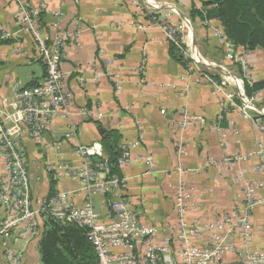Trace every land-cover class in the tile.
I'll use <instances>...</instances> for the list:
<instances>
[{
    "label": "crops",
    "instance_id": "1",
    "mask_svg": "<svg viewBox=\"0 0 264 264\" xmlns=\"http://www.w3.org/2000/svg\"><path fill=\"white\" fill-rule=\"evenodd\" d=\"M28 1L43 9L47 30L53 21L50 12L59 9L66 13L69 31L79 25L62 63L67 86L75 96L71 114L63 117L65 111H61L54 117L41 145L22 133L21 125L15 134L26 150L33 196L67 192L82 206L88 192L80 181L59 176L52 169L60 164L81 165L78 147L101 141L104 132L115 130L122 135L121 157L127 153L119 163L121 176L109 175L103 158L93 157L97 177L105 183L92 199L103 222L117 221L114 208H124L139 231L154 229V244L172 255L179 191L188 195L184 219L190 226H209L227 213L239 215L251 197L256 203L245 223L239 224L241 229L224 240L218 250L219 264H244L247 251L264 256V89L251 96L259 111H244L240 99L231 103L208 79L220 82L229 73L241 76L242 69L228 58L230 48L214 37L210 26L199 18L191 19L190 10L200 8V1ZM152 15L169 17L181 27L183 19L190 21V29L193 23L188 38L201 59L212 63L214 69L196 64L167 40L151 23ZM19 17L13 0H0V27L17 33L0 46L2 110L17 108L16 91L42 84L46 77L45 66L35 58L36 45L30 34L18 32ZM236 51L249 60L252 79L263 80L264 50L237 46ZM231 90L230 85L225 89ZM85 107L102 117L84 118L79 113ZM72 125L75 131L68 135ZM115 178L122 181L115 184ZM208 238L192 236L190 243L210 246ZM18 245L22 248L25 243ZM144 248L142 244L141 250ZM26 251L23 264L41 263L34 244L26 245Z\"/></svg>",
    "mask_w": 264,
    "mask_h": 264
},
{
    "label": "built area",
    "instance_id": "2",
    "mask_svg": "<svg viewBox=\"0 0 264 264\" xmlns=\"http://www.w3.org/2000/svg\"><path fill=\"white\" fill-rule=\"evenodd\" d=\"M13 1L19 9L18 32L30 34L36 45L35 58L45 66L46 77L42 84L16 91L17 108L0 109V264H23L27 252L26 245L29 244H34L40 254V239L46 220L50 218L86 227V236L94 245L100 264H219L218 250L226 238L241 229L239 224L245 223V217L250 208L254 207L256 200L248 197L239 215L234 212L227 213L209 226H190L184 219L188 209L185 200L188 195L179 191V223L173 242L176 250L172 255L166 254L165 248L154 244L156 231L145 228L139 231L136 221L124 208H114L117 218L115 222H103L95 211L93 196L99 188L105 187V183L100 182L97 177L96 164L93 162L94 156L105 157L100 141L78 147V154L82 158L81 165L60 164L52 169L58 171L59 176H70L80 181L82 188L88 192L82 206L76 205L67 192L59 191L47 197L33 196L26 150L17 141L15 134L21 125L22 133H27L35 144L41 145L54 117L61 111H65L63 117L71 114L75 96L73 90L67 86L68 76L62 70V63L67 57L68 43L74 35L73 31L78 32L79 25L75 24V28L69 31L65 25L66 13L59 9L50 12L53 21L47 30L42 21V8L34 7L28 0ZM150 19L151 23L163 31L167 40L188 58L211 70L214 66L212 63L200 60L195 55L193 40H185L186 37L181 35L184 25L181 27L174 24L169 17L152 15ZM204 24L212 28L214 37L222 45L230 48L227 52L228 58L237 61L242 69L241 76L229 73L228 77L220 82L212 77L208 79L231 103L235 98L240 99L244 111L249 108L259 111L255 107L254 97L247 96L245 91L244 81L250 84L254 82L249 60L244 53L236 51L237 46L227 39L221 25H212L208 20L204 21ZM186 25L188 27V24ZM16 35L17 33L0 27V46ZM183 43L187 44V49ZM229 85L232 90L226 92L225 89ZM79 114L84 118L102 117V113L87 107ZM75 128L72 125L67 134L72 135ZM262 129L264 131V124ZM126 156L127 153L120 157L119 163H123ZM121 181L120 178L114 179L115 184ZM202 235L209 237L210 246L198 247L190 243L192 236ZM20 242L25 243L22 248L18 245ZM142 244L144 251L141 250ZM230 247L225 246L226 249ZM243 257L244 264L264 262V256H257L249 251Z\"/></svg>",
    "mask_w": 264,
    "mask_h": 264
},
{
    "label": "trees",
    "instance_id": "3",
    "mask_svg": "<svg viewBox=\"0 0 264 264\" xmlns=\"http://www.w3.org/2000/svg\"><path fill=\"white\" fill-rule=\"evenodd\" d=\"M199 7L190 10L192 20L218 22L225 35L236 46L264 50V0H199ZM10 41V40H7ZM6 41V42H7ZM187 65V62H184ZM242 75V73H241ZM38 83L32 84L31 87ZM247 96L264 89V79L250 84L244 81ZM122 135L113 130L101 136L105 151L103 164L109 175L121 176L119 159L123 153ZM105 159L107 164H105ZM52 190L55 179L50 176ZM87 228L75 223L47 219L40 239L41 264H100L94 245L88 240Z\"/></svg>",
    "mask_w": 264,
    "mask_h": 264
},
{
    "label": "rangeland",
    "instance_id": "4",
    "mask_svg": "<svg viewBox=\"0 0 264 264\" xmlns=\"http://www.w3.org/2000/svg\"><path fill=\"white\" fill-rule=\"evenodd\" d=\"M189 22H187V21H184V19H183V22H182V26L184 25V31L182 32V34L181 35H183V36H185L186 38H185V40L187 39V40H189V39H191V37L190 38H188V33L190 34L191 32L190 31H193L194 30V26H193V23L191 24L190 23V25H191V29L189 28V27H187V25L186 24H188ZM192 37H193V35H192ZM186 49L188 48V46H187V44L184 46ZM41 262V261H40ZM41 264V263H40Z\"/></svg>",
    "mask_w": 264,
    "mask_h": 264
},
{
    "label": "bare ground",
    "instance_id": "5",
    "mask_svg": "<svg viewBox=\"0 0 264 264\" xmlns=\"http://www.w3.org/2000/svg\"><path fill=\"white\" fill-rule=\"evenodd\" d=\"M194 52H195V55H196L200 60H202V59H201V56H199V54L197 53V49H196V47H194Z\"/></svg>",
    "mask_w": 264,
    "mask_h": 264
},
{
    "label": "water",
    "instance_id": "6",
    "mask_svg": "<svg viewBox=\"0 0 264 264\" xmlns=\"http://www.w3.org/2000/svg\"><path fill=\"white\" fill-rule=\"evenodd\" d=\"M214 69V68H213ZM258 108V107H257ZM95 160H99L97 157L94 158Z\"/></svg>",
    "mask_w": 264,
    "mask_h": 264
}]
</instances>
